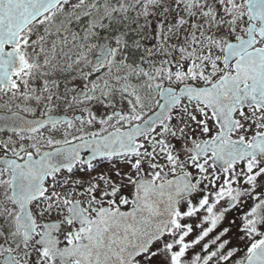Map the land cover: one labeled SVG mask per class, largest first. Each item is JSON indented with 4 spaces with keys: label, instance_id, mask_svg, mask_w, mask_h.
I'll list each match as a JSON object with an SVG mask.
<instances>
[{
    "label": "snow or ice",
    "instance_id": "1",
    "mask_svg": "<svg viewBox=\"0 0 264 264\" xmlns=\"http://www.w3.org/2000/svg\"><path fill=\"white\" fill-rule=\"evenodd\" d=\"M0 264H264V0H0Z\"/></svg>",
    "mask_w": 264,
    "mask_h": 264
}]
</instances>
